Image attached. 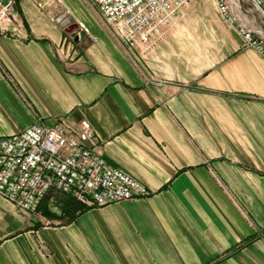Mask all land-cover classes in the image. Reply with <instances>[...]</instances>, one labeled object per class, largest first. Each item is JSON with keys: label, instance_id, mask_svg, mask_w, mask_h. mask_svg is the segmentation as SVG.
<instances>
[{"label": "crops", "instance_id": "1", "mask_svg": "<svg viewBox=\"0 0 264 264\" xmlns=\"http://www.w3.org/2000/svg\"><path fill=\"white\" fill-rule=\"evenodd\" d=\"M1 11L0 136L85 120L151 194L51 193L52 216L0 196V264H264V54L235 26H164L128 49L85 0Z\"/></svg>", "mask_w": 264, "mask_h": 264}, {"label": "built area", "instance_id": "2", "mask_svg": "<svg viewBox=\"0 0 264 264\" xmlns=\"http://www.w3.org/2000/svg\"><path fill=\"white\" fill-rule=\"evenodd\" d=\"M85 1L109 25L115 39L134 49L149 48L158 39V32L192 0ZM216 7L223 21L234 25L236 17L228 1L216 0ZM235 27L244 47L264 54L261 40L243 25L236 23ZM91 135L85 120L68 128L59 122L46 125L36 118L22 131L0 136V196L26 214L37 216L42 199L51 193L68 194L87 206L150 195L142 182L104 158L99 143L88 144Z\"/></svg>", "mask_w": 264, "mask_h": 264}, {"label": "rangeland", "instance_id": "3", "mask_svg": "<svg viewBox=\"0 0 264 264\" xmlns=\"http://www.w3.org/2000/svg\"><path fill=\"white\" fill-rule=\"evenodd\" d=\"M227 1L236 17L234 25L223 21L217 11L216 0H192L181 11L177 12L169 26L186 25L201 28L206 27L212 32L213 36H218L223 30H232V27L236 23H239L249 29L252 35L262 42L264 39V12L257 6L255 0ZM261 3L264 6V0H261ZM103 23L109 29V25L104 21ZM109 31L112 34L110 29ZM116 40L119 41L118 39ZM39 213H42L41 210H39Z\"/></svg>", "mask_w": 264, "mask_h": 264}, {"label": "trees", "instance_id": "4", "mask_svg": "<svg viewBox=\"0 0 264 264\" xmlns=\"http://www.w3.org/2000/svg\"><path fill=\"white\" fill-rule=\"evenodd\" d=\"M49 198H50V194L45 196L40 205H39V210H41V212L44 214V215H47V216H52L53 215V212L50 211L49 207H48V202H49ZM72 198V197H71Z\"/></svg>", "mask_w": 264, "mask_h": 264}, {"label": "water", "instance_id": "5", "mask_svg": "<svg viewBox=\"0 0 264 264\" xmlns=\"http://www.w3.org/2000/svg\"><path fill=\"white\" fill-rule=\"evenodd\" d=\"M255 2H256V4H257V6H259V8L264 12V6H263V4L261 3V0H255ZM72 26H75V24H74V25H70L69 28H72ZM69 28H68V29H69Z\"/></svg>", "mask_w": 264, "mask_h": 264}]
</instances>
